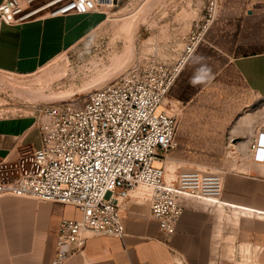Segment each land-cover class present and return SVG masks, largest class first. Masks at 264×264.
<instances>
[{
  "label": "built area",
  "instance_id": "obj_1",
  "mask_svg": "<svg viewBox=\"0 0 264 264\" xmlns=\"http://www.w3.org/2000/svg\"><path fill=\"white\" fill-rule=\"evenodd\" d=\"M114 1L118 3H110ZM209 1L214 7L219 2ZM108 4L100 0H3L0 36L3 25L99 11ZM206 28L197 25L174 65L130 67L115 81L86 95L34 107L40 146L0 160V197L56 201L80 209V219L61 221L52 264H64L82 252L93 235L123 237L126 229L120 203L138 188L166 243L184 211L182 195L220 197L223 178L219 173L184 170L173 178L166 168L178 141L176 119L163 101ZM248 155L264 162V128L250 141Z\"/></svg>",
  "mask_w": 264,
  "mask_h": 264
},
{
  "label": "rangeland",
  "instance_id": "obj_2",
  "mask_svg": "<svg viewBox=\"0 0 264 264\" xmlns=\"http://www.w3.org/2000/svg\"><path fill=\"white\" fill-rule=\"evenodd\" d=\"M102 7L88 34L35 73L0 71V113L32 114L36 106L86 95L130 67L174 65L199 24L207 27L201 43L163 102L177 123L178 146L168 155L167 171L173 178L184 170L223 178L245 162L250 141L264 128V100L242 79L234 58L264 50V0H219L215 7L209 0H118ZM196 56L205 58L213 78L192 86ZM131 193L148 203L141 188ZM229 233L215 264H258L249 244Z\"/></svg>",
  "mask_w": 264,
  "mask_h": 264
},
{
  "label": "crops",
  "instance_id": "obj_3",
  "mask_svg": "<svg viewBox=\"0 0 264 264\" xmlns=\"http://www.w3.org/2000/svg\"><path fill=\"white\" fill-rule=\"evenodd\" d=\"M102 11L3 25L0 71L35 73L88 34ZM234 65L248 87L264 100V50L244 52L234 58ZM39 146L33 114L0 113V160ZM181 199L184 211L167 243L161 241L149 202L131 193L120 203L126 234L89 237L84 250L64 264H174L179 259L183 264H215L220 240L229 232L249 244L258 264H264V162L249 155L245 162L227 169L217 200L191 194ZM65 218L80 219V209L56 201L0 197V264H52Z\"/></svg>",
  "mask_w": 264,
  "mask_h": 264
},
{
  "label": "clouds",
  "instance_id": "obj_4",
  "mask_svg": "<svg viewBox=\"0 0 264 264\" xmlns=\"http://www.w3.org/2000/svg\"><path fill=\"white\" fill-rule=\"evenodd\" d=\"M203 56H196L193 60L194 64H198L199 67L195 69L193 76L190 79V84L195 86L197 84H203L210 81L212 77V69L206 63H204Z\"/></svg>",
  "mask_w": 264,
  "mask_h": 264
},
{
  "label": "water",
  "instance_id": "obj_5",
  "mask_svg": "<svg viewBox=\"0 0 264 264\" xmlns=\"http://www.w3.org/2000/svg\"><path fill=\"white\" fill-rule=\"evenodd\" d=\"M100 1L106 2V3H110L111 2V0H100ZM114 2H116V1H114Z\"/></svg>",
  "mask_w": 264,
  "mask_h": 264
},
{
  "label": "bare ground",
  "instance_id": "obj_6",
  "mask_svg": "<svg viewBox=\"0 0 264 264\" xmlns=\"http://www.w3.org/2000/svg\"><path fill=\"white\" fill-rule=\"evenodd\" d=\"M164 102V101H163ZM166 165H167V161H166ZM167 168V167H166ZM218 199V198H217ZM217 199H215V200H217Z\"/></svg>",
  "mask_w": 264,
  "mask_h": 264
}]
</instances>
